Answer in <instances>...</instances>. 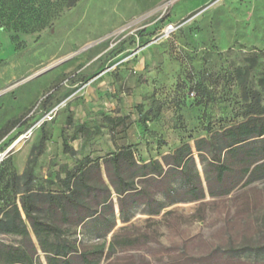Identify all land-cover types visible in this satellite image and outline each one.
I'll use <instances>...</instances> for the list:
<instances>
[{
  "label": "rangeland",
  "instance_id": "obj_1",
  "mask_svg": "<svg viewBox=\"0 0 264 264\" xmlns=\"http://www.w3.org/2000/svg\"><path fill=\"white\" fill-rule=\"evenodd\" d=\"M253 94L264 104V0H0V156L26 134L0 160V206L12 169L46 185L121 145L160 158L208 124L244 120ZM116 221L78 236L115 242L100 264H264V176Z\"/></svg>",
  "mask_w": 264,
  "mask_h": 264
},
{
  "label": "trees",
  "instance_id": "obj_2",
  "mask_svg": "<svg viewBox=\"0 0 264 264\" xmlns=\"http://www.w3.org/2000/svg\"><path fill=\"white\" fill-rule=\"evenodd\" d=\"M57 2L48 0L50 7ZM77 2L60 0V5L67 8ZM195 85L202 87L198 81ZM251 98L244 120L219 129L208 124L203 136L182 141L160 158L142 161L132 144L121 145L99 160L86 157L46 185L35 184L27 170L12 169L6 182L10 195L0 206V234L18 235L28 247L0 243V264H100L115 242L104 238L87 245L78 236L97 233L98 224L104 225L99 236L107 235L117 225V212L129 222L139 209L160 214L176 202L199 201L208 193L228 195L263 177L264 104L256 94ZM109 120L127 126L129 116ZM77 128L87 132L81 124ZM42 151L41 144L40 151L31 154L37 157Z\"/></svg>",
  "mask_w": 264,
  "mask_h": 264
},
{
  "label": "bare ground",
  "instance_id": "obj_3",
  "mask_svg": "<svg viewBox=\"0 0 264 264\" xmlns=\"http://www.w3.org/2000/svg\"><path fill=\"white\" fill-rule=\"evenodd\" d=\"M167 31L170 32L171 29H170V30H167ZM24 140H25V137H24V136H22V137H20L19 139H17V140L13 143V144H14V149L19 148V147L23 144Z\"/></svg>",
  "mask_w": 264,
  "mask_h": 264
},
{
  "label": "water",
  "instance_id": "obj_4",
  "mask_svg": "<svg viewBox=\"0 0 264 264\" xmlns=\"http://www.w3.org/2000/svg\"><path fill=\"white\" fill-rule=\"evenodd\" d=\"M24 137L26 138V134L24 135ZM13 149H14V144H12V145L7 149V151H5V152L0 156V160H2L4 156H7V155L11 154V152L13 151Z\"/></svg>",
  "mask_w": 264,
  "mask_h": 264
}]
</instances>
